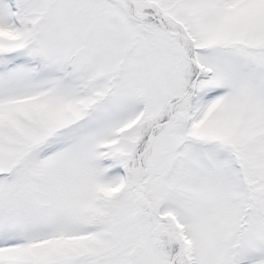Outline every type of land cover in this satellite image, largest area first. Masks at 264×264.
<instances>
[{
    "label": "snow or ice",
    "instance_id": "obj_1",
    "mask_svg": "<svg viewBox=\"0 0 264 264\" xmlns=\"http://www.w3.org/2000/svg\"><path fill=\"white\" fill-rule=\"evenodd\" d=\"M0 264H264V0H0Z\"/></svg>",
    "mask_w": 264,
    "mask_h": 264
}]
</instances>
